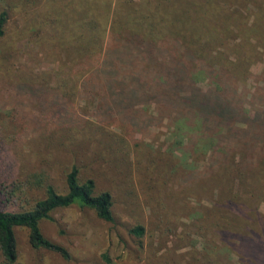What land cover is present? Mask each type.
<instances>
[{
	"label": "rangeland",
	"instance_id": "1",
	"mask_svg": "<svg viewBox=\"0 0 264 264\" xmlns=\"http://www.w3.org/2000/svg\"><path fill=\"white\" fill-rule=\"evenodd\" d=\"M0 13V185L21 188L0 205L42 197L39 180L64 192L73 165L112 195L111 222L75 203L39 221L67 258L15 227L21 264H264V0Z\"/></svg>",
	"mask_w": 264,
	"mask_h": 264
},
{
	"label": "trees",
	"instance_id": "2",
	"mask_svg": "<svg viewBox=\"0 0 264 264\" xmlns=\"http://www.w3.org/2000/svg\"><path fill=\"white\" fill-rule=\"evenodd\" d=\"M4 17L0 13V36L3 32ZM116 93L122 94L125 99L123 82L116 80ZM114 84V88H115ZM118 94V95H119ZM43 196L33 198L29 203L27 201L21 209H10L0 205V264H21L18 261L16 242L13 229L22 227L26 230L27 243L35 250H48L58 253L67 258L68 254L64 247L50 241L40 231L39 221L42 219L52 220L50 212L58 207H66L70 204H77L80 207L91 209L95 216L103 221L111 222V192L107 189H96V182L93 177H79V170L72 166L65 174V191L58 192L50 183L40 182ZM20 186L12 190L0 185V194L9 201L15 191H19ZM128 233L140 242L144 234L142 223L135 222Z\"/></svg>",
	"mask_w": 264,
	"mask_h": 264
}]
</instances>
